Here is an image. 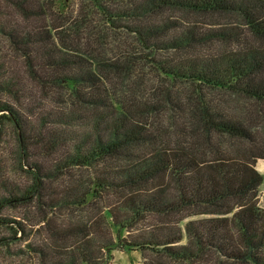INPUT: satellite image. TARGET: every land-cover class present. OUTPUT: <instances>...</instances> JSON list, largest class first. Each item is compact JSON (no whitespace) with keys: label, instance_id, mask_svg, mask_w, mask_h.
Returning a JSON list of instances; mask_svg holds the SVG:
<instances>
[{"label":"trees","instance_id":"obj_1","mask_svg":"<svg viewBox=\"0 0 264 264\" xmlns=\"http://www.w3.org/2000/svg\"><path fill=\"white\" fill-rule=\"evenodd\" d=\"M257 159L264 0H0L16 264H264Z\"/></svg>","mask_w":264,"mask_h":264},{"label":"rangeland","instance_id":"obj_2","mask_svg":"<svg viewBox=\"0 0 264 264\" xmlns=\"http://www.w3.org/2000/svg\"><path fill=\"white\" fill-rule=\"evenodd\" d=\"M74 2V6L81 2H86V0H70ZM220 45H215V50H219ZM148 76H152L151 73ZM157 80L154 78V81ZM151 83V82H149ZM155 84V83H154ZM239 102V101H238ZM9 150V149H8ZM255 168L257 171H259L264 176V159H257L255 162ZM258 203L261 206H264V182L259 188L258 192ZM16 213H13V211H7L6 214H15L20 215L21 210L18 209L15 211ZM11 215V217H12ZM112 264H142V256L141 252L138 250H127V249H121V248H115L112 252ZM24 259V258H23ZM17 258H8L5 256L3 252L0 253V262L1 264H16ZM31 260L28 259V262Z\"/></svg>","mask_w":264,"mask_h":264}]
</instances>
